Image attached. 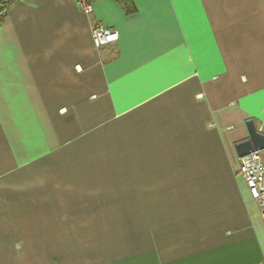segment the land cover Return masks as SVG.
<instances>
[{
  "label": "crops",
  "instance_id": "0c3cea01",
  "mask_svg": "<svg viewBox=\"0 0 264 264\" xmlns=\"http://www.w3.org/2000/svg\"><path fill=\"white\" fill-rule=\"evenodd\" d=\"M129 1L0 25V264H264L234 150L264 137V0Z\"/></svg>",
  "mask_w": 264,
  "mask_h": 264
},
{
  "label": "built area",
  "instance_id": "2783aa9c",
  "mask_svg": "<svg viewBox=\"0 0 264 264\" xmlns=\"http://www.w3.org/2000/svg\"><path fill=\"white\" fill-rule=\"evenodd\" d=\"M15 1L22 0H0V25L5 19L10 5ZM80 11L90 16L94 12V6L99 0H75ZM91 39L95 49H101L118 41L117 32L104 28L101 25H93L91 28ZM74 72H83L81 65L74 66ZM202 94L198 95L201 99ZM66 109H61L60 114L64 115ZM230 128H227L229 130ZM260 131V128L258 129ZM237 175L244 181L251 200L257 205L259 215L264 225V163L261 160L260 152H252L237 159Z\"/></svg>",
  "mask_w": 264,
  "mask_h": 264
},
{
  "label": "water",
  "instance_id": "95a60500",
  "mask_svg": "<svg viewBox=\"0 0 264 264\" xmlns=\"http://www.w3.org/2000/svg\"><path fill=\"white\" fill-rule=\"evenodd\" d=\"M246 125L248 138L234 145L237 158H242L252 152H260L264 150V137L256 129L253 121L249 120Z\"/></svg>",
  "mask_w": 264,
  "mask_h": 264
},
{
  "label": "trees",
  "instance_id": "16d2710c",
  "mask_svg": "<svg viewBox=\"0 0 264 264\" xmlns=\"http://www.w3.org/2000/svg\"><path fill=\"white\" fill-rule=\"evenodd\" d=\"M115 1L125 15L129 16L135 13V10L129 0H115Z\"/></svg>",
  "mask_w": 264,
  "mask_h": 264
}]
</instances>
